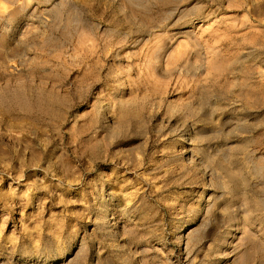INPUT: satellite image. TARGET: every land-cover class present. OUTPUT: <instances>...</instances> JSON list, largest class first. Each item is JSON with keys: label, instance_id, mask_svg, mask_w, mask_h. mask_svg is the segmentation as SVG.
I'll use <instances>...</instances> for the list:
<instances>
[{"label": "rangeland", "instance_id": "1", "mask_svg": "<svg viewBox=\"0 0 264 264\" xmlns=\"http://www.w3.org/2000/svg\"><path fill=\"white\" fill-rule=\"evenodd\" d=\"M0 264H264V0H0Z\"/></svg>", "mask_w": 264, "mask_h": 264}]
</instances>
